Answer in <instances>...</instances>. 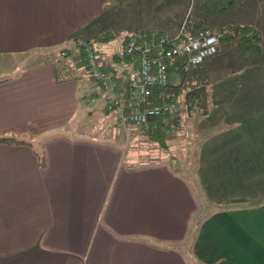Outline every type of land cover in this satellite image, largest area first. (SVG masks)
Listing matches in <instances>:
<instances>
[{"label":"crops","instance_id":"obj_1","mask_svg":"<svg viewBox=\"0 0 264 264\" xmlns=\"http://www.w3.org/2000/svg\"><path fill=\"white\" fill-rule=\"evenodd\" d=\"M108 1L0 0V59L27 58L0 82V132L34 135L31 146L0 144V264H264V64L212 84L192 170L137 161L131 145L153 142L104 112L76 47ZM173 2L159 6L165 23L114 32L118 50L93 47L99 60L123 71L127 36L174 33L188 0ZM105 118L115 133L88 129Z\"/></svg>","mask_w":264,"mask_h":264},{"label":"built area","instance_id":"obj_2","mask_svg":"<svg viewBox=\"0 0 264 264\" xmlns=\"http://www.w3.org/2000/svg\"><path fill=\"white\" fill-rule=\"evenodd\" d=\"M190 12L191 7L175 33L162 32L156 40L129 35L124 44L129 63L123 71L100 61L92 46L83 49L90 78L105 98L104 112L113 115L119 125L134 126L145 136L158 126L164 136L174 134L180 106L164 101L157 89L168 85L170 67L190 73L220 46L218 33L192 28Z\"/></svg>","mask_w":264,"mask_h":264},{"label":"trees","instance_id":"obj_3","mask_svg":"<svg viewBox=\"0 0 264 264\" xmlns=\"http://www.w3.org/2000/svg\"><path fill=\"white\" fill-rule=\"evenodd\" d=\"M258 1L262 2V0ZM244 5L245 3L238 0H195L193 16H191L195 17L196 21H194L192 28L195 30L211 29L218 33L220 42L218 52L190 73L175 71L170 67L168 69V85L160 90L157 89V94L164 101L177 102L187 118L198 121L209 114L212 106L211 87L214 82L237 75L246 68L264 64V24L251 22L231 23L225 26L216 24V21L224 14L233 12L239 6L243 7ZM187 7L188 3L185 11ZM148 19L149 21L152 20L151 18ZM162 32L152 30L130 35H140L146 39L154 38L156 40V37ZM115 38V33L109 27H103L90 42L77 43L76 47L83 56V49L86 46L93 47L95 43L107 44ZM123 55L125 56L124 49ZM66 58L67 55H64L62 59L57 61L56 75L59 81H64L66 78L61 73H69L70 70L64 62ZM4 80L6 79H0V82ZM155 122H158V119ZM180 122L181 116L179 115L175 121V126H178ZM146 137L161 149H167V137L162 134L159 126ZM32 139H34V135L27 131L0 132V144L4 145L31 146ZM38 158L40 164H44L43 155Z\"/></svg>","mask_w":264,"mask_h":264},{"label":"rangeland","instance_id":"obj_4","mask_svg":"<svg viewBox=\"0 0 264 264\" xmlns=\"http://www.w3.org/2000/svg\"><path fill=\"white\" fill-rule=\"evenodd\" d=\"M148 1L150 8L148 12L149 14L148 18H151L153 22H158L159 20L161 22H164L165 20H167L165 19L167 18L165 17V15L168 16L169 13H166L165 11H167L166 8L168 7H164L163 10L159 8V6H162L163 3L165 4V0H148ZM177 1L178 0H174L173 2L175 6L181 4V1L183 0H181L180 3H176ZM238 1L245 3V5L243 7L239 6L233 12L224 14L218 21H216V24L218 26H225L231 23L243 24L247 22H251V23L256 22L258 24H264V0H262V2H259L258 0H238ZM144 5L145 4H143L142 1L140 2V0H109L106 6L107 16L105 20L102 21L101 23H98L97 26L89 30L85 35V37H82L80 41L81 44L86 43V40H91L93 36L99 31V29L102 28L104 25L108 26L109 29L115 33L117 31V34L120 31L127 32L128 27H129L128 30L129 29L131 30V29H135V26L138 27V26H143L144 24L147 25V22H149L148 18H146L145 16L140 17V15L136 13V10L140 9ZM194 5H195V0H188V7L183 15V18L186 16V13L190 7H191L190 14L192 15ZM192 18L194 19V21H196L195 17ZM93 47L96 48L98 54L103 56L106 54L107 50L111 52V51H116L118 50V48H120L119 38L116 37V39L109 44L95 43ZM26 59L25 58L0 59V79L10 76L11 74L15 73L18 69L23 68V64ZM35 60H40V59H35ZM25 64H31V63H25ZM96 106L99 108V106H101L100 102H98ZM180 116L181 119L184 121V124L182 126L181 131L178 130L175 134H173L172 137L170 138L168 137V139H166L167 149H161L154 142L153 144H150L142 140H140V142L135 146L131 145V147L134 148L131 151L132 154L137 155L138 157H144L141 159L137 158V161L141 160L140 162H143L144 160H148V159L151 160L161 159L165 161L172 160L174 166L179 169H181V167L183 169H186L188 165L190 167V170L193 169L194 154L196 153L197 150L196 146L198 144L196 138H198L199 135H197L198 133H196L195 120L186 119V115L184 111H182L181 107H180ZM87 121H91V117ZM101 121L103 122L100 123ZM101 121L98 122L100 123L98 124L95 120L92 119V122L88 126V129L90 131H95L101 134L106 133L107 135H109L110 132L115 133L114 131H112L111 120L109 119L107 120L105 118V120L103 119ZM72 125H74V123H72ZM141 137H143V135H141ZM190 260L194 261L193 258H190Z\"/></svg>","mask_w":264,"mask_h":264}]
</instances>
